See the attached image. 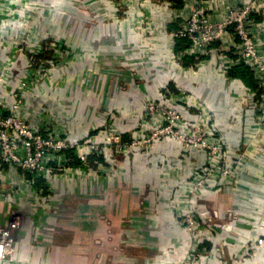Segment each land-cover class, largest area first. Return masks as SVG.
I'll return each instance as SVG.
<instances>
[{"label": "crops", "instance_id": "1", "mask_svg": "<svg viewBox=\"0 0 264 264\" xmlns=\"http://www.w3.org/2000/svg\"><path fill=\"white\" fill-rule=\"evenodd\" d=\"M31 1L28 29H33L36 42L43 46L49 38L57 41L63 58L57 66L49 64L55 53L46 50L36 55L32 65L18 58L17 53L5 63L6 56L0 53V112L8 115L20 101L33 124L49 120L59 134L76 141L97 134L96 129L105 124L130 141L143 123L150 101L159 99L166 89L176 94L185 90L194 98L189 105L180 104L186 121H197L198 101L210 105L213 110L208 120L221 128L227 149L244 147L243 131L248 124L244 120L238 125L234 117L252 100L248 90L255 87L253 77L242 68L234 70L239 75L231 74L225 80L214 65L197 73L191 60L183 64L173 61L177 46L169 24L170 6L181 0H143L148 2L153 26L152 33L144 37L129 29L134 24L123 19V13L118 16L123 21L117 19L109 0ZM17 2L21 6V1L15 5ZM7 22L0 21V37L8 34ZM34 53H38L36 48ZM39 60L48 62L42 72L47 82L28 84L25 77L37 74ZM20 85H26L23 94ZM182 153V146L168 138L129 154L117 152L115 145L108 146L106 154L93 159L98 163H93L91 172L80 177L65 175L52 184L47 179L40 181L54 194L56 210L50 214L33 211L32 194L21 173L5 165L9 184L16 190L21 188L22 193L0 197V231L9 225L15 208L30 216L18 231L15 264H144L151 258L165 261L164 251L168 256L172 251L182 256L189 239L167 205L177 198L169 193L168 167L176 168L181 178L188 179L207 161L204 152L194 150L183 162ZM74 162V167L79 166ZM99 165L107 168L103 174L97 171ZM253 187L250 194L256 197L258 188ZM200 204L210 205L211 227L215 230V238L207 242V247L213 249L231 240L234 234L221 232L217 226L225 222L223 214L239 207L235 194L203 193L194 206ZM238 221V229L264 235V219L254 227ZM48 227L55 228L48 231L52 234L49 243L37 237ZM236 247H224L222 255H209L203 264H235ZM241 264H264V248L250 253Z\"/></svg>", "mask_w": 264, "mask_h": 264}, {"label": "built area", "instance_id": "2", "mask_svg": "<svg viewBox=\"0 0 264 264\" xmlns=\"http://www.w3.org/2000/svg\"><path fill=\"white\" fill-rule=\"evenodd\" d=\"M109 1L117 12V19L120 21L118 16L123 13V19L134 24L129 29L136 30L139 37L152 33L148 2ZM23 2L25 1L21 0L18 11L26 16V21H21L22 24L19 21L16 24L15 21H8V34L0 37V53L6 56L3 62L7 63L11 54L17 53L18 58L31 64L36 61L37 54L52 50L55 57L49 64L57 66L63 58L60 44L50 40L51 38L45 46L36 42L33 29H28V8L32 1ZM170 8L172 15L169 24L172 27L174 46H177L173 50L174 62L183 64L189 59L197 73L214 65L219 76L225 80L236 69L244 68L251 73L255 87L248 92L252 100L234 117L238 125L247 121L248 127L243 131L244 147L235 151L227 149L221 128L217 123L210 124L208 120L213 110L210 105L203 106L198 101L197 121H186L179 110L180 104L189 105V100L194 98H190L189 92L185 90L176 94L166 89L159 99L150 101L145 110L144 121L135 130L130 141L123 140L122 134L109 124L96 129L97 134L90 133L85 139L76 141L70 136L59 134L51 127L49 120L41 125L33 124L25 106L19 101L9 109L8 115L6 111L0 112V197L22 193V189L16 190L6 177L4 166L15 167L30 188L33 211L50 214L55 209L54 194L45 190L40 182L42 179H47L52 184L65 175L80 177L85 172H91L93 163H98L93 159L106 154L108 146L115 145L117 152L129 154L168 138L182 146L183 162L191 158L194 150L204 152L207 161L188 179L181 178L176 168L168 167L169 193H174L177 198L167 205L188 237L189 245L182 256L175 251L169 252L168 256L164 251L163 254L167 257L165 261L151 258L144 264H203L205 257L222 255L223 248L230 244L237 246L234 263L241 264L250 253L264 248V235H255L248 229H238L236 225L240 220L247 226L254 227L264 219V0H181V3L171 2ZM34 48L38 53H34ZM47 63L39 60L37 74L25 77L28 84L47 82L42 74L46 71ZM25 87L26 85H20L22 94ZM14 93L18 98V93ZM252 150L256 154L251 155ZM69 152L74 153L79 166L72 165L75 160L70 157ZM244 163L247 165L246 171ZM106 169L99 165L97 171L103 174ZM255 186L259 193L253 197L250 189ZM168 187H165L167 191ZM227 191L235 194L239 207L228 212V215L223 214L221 218L224 216L226 220L217 228L221 232H232L234 236L231 240H225L222 246L215 245L210 249L207 242L215 238L214 226L211 227L210 205L200 204L196 208L194 202L203 193L214 195ZM245 194L249 197H244ZM241 214L244 215L243 218ZM29 218L28 213L21 214L15 208L9 225L1 229L0 264L17 263L14 252L18 231ZM52 229L55 228L40 230L37 237L49 243L52 234L48 231Z\"/></svg>", "mask_w": 264, "mask_h": 264}, {"label": "rangeland", "instance_id": "3", "mask_svg": "<svg viewBox=\"0 0 264 264\" xmlns=\"http://www.w3.org/2000/svg\"><path fill=\"white\" fill-rule=\"evenodd\" d=\"M16 1L18 0H0V21H26V16H23L22 14H20L21 11H18V2L17 5H15L14 3ZM24 1L29 2L31 0ZM22 8H24V6H22ZM2 12H4L5 14H3ZM101 181L103 180L101 179ZM101 190L103 191V188Z\"/></svg>", "mask_w": 264, "mask_h": 264}, {"label": "trees", "instance_id": "4", "mask_svg": "<svg viewBox=\"0 0 264 264\" xmlns=\"http://www.w3.org/2000/svg\"><path fill=\"white\" fill-rule=\"evenodd\" d=\"M176 1H178V0H176ZM231 74H232V76L239 75L237 71H232L230 73V76H231ZM69 155H70V157H72V159L75 160L74 163L76 164V166L80 164L79 161L77 160V158L74 156V153L73 152H69Z\"/></svg>", "mask_w": 264, "mask_h": 264}]
</instances>
